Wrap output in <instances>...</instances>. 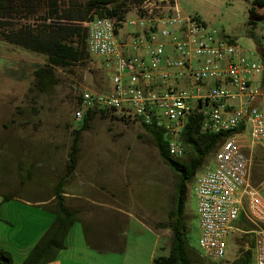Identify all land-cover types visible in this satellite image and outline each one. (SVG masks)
I'll return each mask as SVG.
<instances>
[{"label": "rangeland", "instance_id": "374dc122", "mask_svg": "<svg viewBox=\"0 0 264 264\" xmlns=\"http://www.w3.org/2000/svg\"><path fill=\"white\" fill-rule=\"evenodd\" d=\"M252 2L176 0V9L179 15L193 17L207 29L215 30L218 40L237 44L253 61L259 62L264 60V21L254 20L255 24L248 26ZM258 13L264 14V10ZM131 14L129 8L125 16ZM24 17L32 21L38 16L14 13L7 21L22 22ZM123 29L129 33L136 31L132 26ZM37 69H43L40 77L35 74ZM110 75L111 70L104 67L101 56L90 55L85 66H49L43 54L8 44L0 37L1 198L16 196L8 201H23V198L51 197L56 182L66 173L75 131L79 128V122L72 119L75 101L84 88L108 91ZM93 113L77 138L75 169L65 176L62 184V193L74 195L65 198L66 204L73 208L83 203L87 221L111 218L112 209L117 208L124 217V226L129 216L143 222L160 233L158 246L167 250L171 232L160 224L167 221L172 207L173 173L160 159L141 123L109 111ZM247 137L245 131L238 138L241 145L246 144ZM243 151L250 160L251 182L264 196L261 187L264 148L258 145ZM213 159L214 153L206 158L205 164H213ZM193 188L194 181L188 185L184 207L190 227L188 243L197 253V259L211 264L199 256ZM85 201H106L109 207L100 208ZM240 235L238 232L232 237L219 264H232L236 259L239 247L235 239ZM241 248L246 249V245Z\"/></svg>", "mask_w": 264, "mask_h": 264}, {"label": "built area", "instance_id": "2783aa9c", "mask_svg": "<svg viewBox=\"0 0 264 264\" xmlns=\"http://www.w3.org/2000/svg\"><path fill=\"white\" fill-rule=\"evenodd\" d=\"M130 11L122 20L94 14L82 23L88 52L111 70V88H84L73 121L88 111H109L162 129L173 158L184 155L180 135L192 113L201 132L229 133L212 166L204 164L193 179L200 256L219 264L232 237L250 233L252 263L264 264V196L251 182L243 151L264 148V60L253 61L237 44L218 40L215 30L179 15L176 0H137Z\"/></svg>", "mask_w": 264, "mask_h": 264}, {"label": "trees", "instance_id": "16d2710c", "mask_svg": "<svg viewBox=\"0 0 264 264\" xmlns=\"http://www.w3.org/2000/svg\"><path fill=\"white\" fill-rule=\"evenodd\" d=\"M137 0H0V37L7 42L43 54L49 66L66 68L73 64L84 65L90 59L87 50V30L82 23L92 15L109 16L115 20H122L130 5ZM264 0H253L249 9L248 26L255 24L254 20L264 21ZM26 12L28 15L37 14V18L11 23L7 19L12 14ZM255 14H258L256 16ZM251 36H253L251 34ZM43 69H37L35 74L40 77ZM103 113L104 111H100ZM93 111L85 113L75 131L69 163L66 173L56 182L53 190V201L44 208L53 214L50 226L41 235L21 264H46L54 261L60 251L68 244V237L73 224L78 220V210L66 204L62 195V184L65 176L73 172L76 166V142L79 133L87 125ZM200 117L192 113L183 128L180 140L185 147L184 155L173 158L168 154L163 131L159 128L142 127L151 136L160 159L169 167L174 176V191L172 207L167 221L161 223L163 228L170 229V243L166 256H156L152 264H205L197 259V253L188 243L189 225L186 223L184 207L187 198L188 185L193 181L196 173L205 164L206 158L213 154L229 133L201 132ZM237 129L234 132H240ZM16 196H4L8 201ZM84 226V236L87 244L102 252L100 239L90 235ZM239 247L238 256L232 264H253V239L250 233L241 234L235 239ZM246 245V249L241 246ZM200 256V254H199ZM201 257V256H200ZM202 258V257H201ZM197 259V260H196ZM205 260V259H204ZM0 264H12L10 253L0 250Z\"/></svg>", "mask_w": 264, "mask_h": 264}, {"label": "crops", "instance_id": "0c3cea01", "mask_svg": "<svg viewBox=\"0 0 264 264\" xmlns=\"http://www.w3.org/2000/svg\"><path fill=\"white\" fill-rule=\"evenodd\" d=\"M208 84L211 85V82ZM62 195L65 198L74 197L66 192ZM2 198L0 197V250L10 253L12 264H21L53 221V214L44 208L51 203L53 197L35 200L23 198V201H3ZM85 202L100 208L109 207L106 201ZM82 204L73 207L79 214L70 230L67 247L60 251L54 261L46 264H152L154 257L168 254V249L158 246L160 233L148 228L143 222L129 216L127 226H124V217L118 213L120 211L117 208L112 209L111 218L87 221ZM84 226L91 236L100 239L102 249H109L99 252L90 247L85 240Z\"/></svg>", "mask_w": 264, "mask_h": 264}]
</instances>
